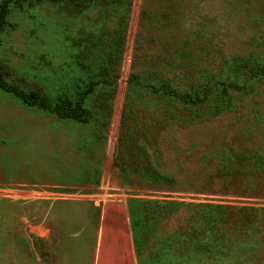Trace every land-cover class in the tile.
Listing matches in <instances>:
<instances>
[{"label": "rangeland", "instance_id": "rangeland-1", "mask_svg": "<svg viewBox=\"0 0 264 264\" xmlns=\"http://www.w3.org/2000/svg\"><path fill=\"white\" fill-rule=\"evenodd\" d=\"M93 1L0 0L7 81L55 99L80 50L102 70L101 45L83 38L109 31L122 8ZM141 5L132 0L118 74L86 100L89 123L0 89V264H139L134 234L142 264H264V76L199 107L129 83L144 69L132 57ZM184 12L187 28L216 40L226 74L234 57L264 63V0H185ZM156 63L145 65L154 79L173 75ZM139 199L179 209L134 231Z\"/></svg>", "mask_w": 264, "mask_h": 264}, {"label": "trees", "instance_id": "trees-1", "mask_svg": "<svg viewBox=\"0 0 264 264\" xmlns=\"http://www.w3.org/2000/svg\"><path fill=\"white\" fill-rule=\"evenodd\" d=\"M91 1L93 0H69L75 7H83ZM102 2L107 8H111V12L122 8L109 31L103 29L96 38L93 35L83 38L84 42L95 41L101 45L105 56L102 70L97 71L80 60L85 52L80 50L76 59L79 74L64 85L61 93L52 99L40 85L24 91L18 84L9 83V67L0 60V89L16 95L29 106L52 112L61 118L89 123L92 115L86 106L87 98L100 83L108 82L110 78L112 81L111 75H117L120 70L126 46L128 14L132 5V0ZM5 7L4 5L0 11V40L6 23ZM184 8L185 0H142L132 57L133 66L135 63H141L144 64V69L133 70L128 79L129 83L149 88L165 97L175 98L183 107H199L209 100L212 93L227 91L230 88L243 90L250 79L264 76V63L252 56L234 57L226 74L220 46L204 30L189 29L185 26ZM149 61L167 67L173 75L170 78L160 75L154 79L157 73L151 74L154 71L149 68H146L148 73L145 70ZM109 113H112L111 109ZM135 136L133 133L131 145L137 139ZM135 152L137 153L133 154L136 157L140 155L138 151ZM159 176L166 178L163 174ZM130 209L133 213L138 210V215L134 216L132 213L135 231L138 221L148 228L153 222L157 224L165 218L167 212L178 210L179 203L174 200L139 199L137 206L130 202ZM134 245L138 262L142 264L144 250L137 234H134ZM159 261L160 259L156 258L149 264H159Z\"/></svg>", "mask_w": 264, "mask_h": 264}]
</instances>
